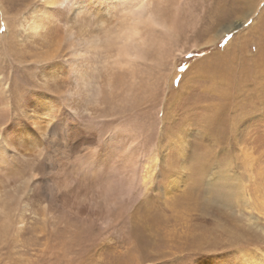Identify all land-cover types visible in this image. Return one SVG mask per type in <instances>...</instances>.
Instances as JSON below:
<instances>
[{
  "label": "rangeland",
  "instance_id": "1",
  "mask_svg": "<svg viewBox=\"0 0 264 264\" xmlns=\"http://www.w3.org/2000/svg\"><path fill=\"white\" fill-rule=\"evenodd\" d=\"M126 2L68 0L27 39L20 24L33 9H43L41 1L0 0V79L9 87L7 97L0 96V248L9 245L0 250V264H242L244 253L263 261L264 0H156L170 33L145 62L123 68L89 51L74 69L66 36L71 8L82 6L83 24ZM49 63L61 67L46 80ZM41 92L55 106L41 148L30 159L3 153L1 132L13 119L25 121L26 99ZM74 137L101 139L95 157L85 144L74 151ZM146 156L149 163L156 159L147 192L139 196L136 188L117 204L105 230L69 220L68 232L58 238L63 244L50 250L31 245V231L49 214L45 206L57 227L66 221L45 198L43 176L52 181L69 174L72 186L82 184L94 196L109 176L120 185L134 172L139 177ZM28 177L37 185L23 209L20 199H12L8 179ZM171 179L178 180L176 187ZM18 211L23 228L13 244ZM74 232L86 235L82 246L71 242ZM145 236L160 245H145ZM127 238L142 246L131 249Z\"/></svg>",
  "mask_w": 264,
  "mask_h": 264
},
{
  "label": "bare ground",
  "instance_id": "2",
  "mask_svg": "<svg viewBox=\"0 0 264 264\" xmlns=\"http://www.w3.org/2000/svg\"><path fill=\"white\" fill-rule=\"evenodd\" d=\"M41 1L43 5V9L39 10L37 8L33 9L30 13V17L28 16V20L26 17L27 21L24 23H21V28L24 30L25 37L27 39H32L36 37L40 33L41 30L44 29L45 27V21L44 18L49 16L50 10L52 8H55L57 6H62V5H67L68 0H39ZM69 4V3H68ZM37 9V11H36ZM264 9H262L263 11ZM82 11V6H76L71 8L69 17H68V26H67V32L66 36L69 39L70 35L72 34V29L76 26L82 25L79 23L78 19ZM47 19V18H46ZM264 30V14L261 16V26ZM19 32V30H18ZM17 33V32H16ZM263 34V35H262ZM65 36V35H64ZM261 36L264 40V31L261 32ZM16 37V36H15ZM17 39V38H16ZM26 41V40H24ZM61 41V40H60ZM59 41V42H60ZM70 43V42H69ZM19 44V43H18ZM71 44V43H70ZM22 45V44H21ZM57 46V45H56ZM55 47V46H54ZM70 54H71V61L73 63L74 69H77L78 62L81 60V58H86V54L89 52L87 48H84V50H81L80 45L71 44L70 47ZM55 49L49 51L46 55L47 58H51L54 56ZM50 60V59H48ZM65 63H68V60L64 61ZM49 66V71L47 73H44L43 76L45 79H50L54 77V75L57 74L58 69L61 67L59 63L56 64H48ZM80 65V64H79ZM79 70V69H77ZM81 78V75H79ZM45 80V81H46ZM5 81V80H4ZM2 79H0V96H6L9 94V87L8 83L6 84ZM78 81V80H77ZM81 82V81H80ZM78 82V83H80ZM86 84V83H85ZM84 86V85H83ZM87 87V86H86ZM3 99V98H2ZM26 111H25V118L26 120H20V119H11L12 121L6 126L3 130L2 137H1V142H2V147L3 148V153L10 155V154H15L23 158H29L36 151H38L41 146H42V139L46 135V127L48 123L50 122V110L54 108L55 106L52 107V103L50 98L45 94V93H39L38 95H35L34 97H29L26 99ZM97 108V107H96ZM101 109V108H100ZM25 110V109H24ZM97 110V109H96ZM92 114V113H91ZM94 114V113H93ZM68 115V114H67ZM70 118V114H69ZM71 119V118H70ZM76 119V118H75ZM69 120V119H68ZM96 120V119H95ZM94 120V121H95ZM65 122V121H64ZM71 125V124H70ZM49 126V125H48ZM76 126V125H75ZM115 127V126H114ZM118 127V126H117ZM49 128V127H48ZM83 128V127H82ZM84 129V128H83ZM112 130V129H111ZM121 130V129H120ZM83 131V130H82ZM97 131V130H96ZM105 131V130H104ZM117 131V130H116ZM79 132V131H78ZM49 133V132H48ZM65 134V133H64ZM78 134V133H77ZM76 134V135H77ZM121 134V133H120ZM48 135V134H47ZM108 135L112 136V133L110 132ZM96 136V135H95ZM78 137V136H77ZM86 137V136H85ZM89 137V136H88ZM105 138V137H104ZM101 140V139H100ZM100 140L98 137H90L87 140L83 139H76L75 137L72 139L74 143V151L77 149L79 145L84 146L83 144L86 145V148H90L92 151V155L95 157V154L99 151V148L101 146ZM104 140V139H103ZM102 140V141H103ZM71 141V140H70ZM107 142V141H106ZM109 142V140H108ZM114 142V141H113ZM110 143V142H109ZM104 144V143H103ZM117 145V143H115ZM137 144V143H136ZM1 146V145H0ZM67 146V145H66ZM81 146V148H82ZM103 146V145H102ZM113 146V144H112ZM133 147V146H131ZM135 147V146H134ZM137 147V146H136ZM135 147V148H136ZM130 148V147H129ZM129 148H127L128 153L127 154H132L129 151ZM139 148V147H138ZM142 149V148H141ZM87 150V149H86ZM132 150V149H131ZM150 150V149H149ZM82 151V150H81ZM135 152V151H133ZM154 152V151H153ZM91 154V153H90ZM99 154V153H98ZM110 154V153H109ZM138 154V153H137ZM140 154V153H139ZM152 154V153H151ZM81 155V154H80ZM146 155V154H144ZM77 156V155H75ZM84 156V155H83ZM143 156V155H142ZM87 157V155H86ZM33 158V157H32ZM93 158V157H92ZM100 158V156H99ZM98 158V159H99ZM105 158V157H104ZM107 158V157H106ZM131 158V157H130ZM140 158V157H139ZM30 159V158H29ZM84 158H82L83 160ZM121 159V158H120ZM123 159V158H122ZM143 159V158H142ZM108 160V159H106ZM118 160V159H117ZM129 160V159H128ZM0 161L4 162L5 157L0 156ZM96 161V160H95ZM145 161L143 168H142V174L138 177L136 173H132V176L130 180L125 184V185H120L118 182L115 181V179L112 177H108L102 186H100V192L94 196H90L87 194L85 189L80 188L82 184H80L78 187L72 186L71 182L68 181L66 178L61 177L60 179L56 180H50L48 176H43L42 177V183L45 185V198L48 199V201L55 202L64 212V216L66 218V221L63 223L64 227L59 228L57 225H55V219L54 216L52 215V211H49L48 206L44 207V210H48L49 214L48 216H43L41 224L37 227H35L31 232L33 233V237L31 238V245H40L44 246V248L50 250L51 247H55L59 245L58 243H62L63 241H60V238L62 234H65L68 232V225L66 222L69 220H77L80 224L85 225L88 223H91L95 225H100L105 226L110 225L113 222V219H111V210L114 209L117 204L125 201L126 199H129V196L131 192L134 189H138L139 196H144L145 193L148 190V185L151 183L152 180V175H153V169H154V164L156 159L153 158L151 163L149 156L145 157ZM86 162V161H84ZM88 162V160H87ZM94 162V161H93ZM107 162V161H106ZM104 163V162H103ZM116 163V162H114ZM121 163V161H120ZM139 161L137 162V164ZM2 164V163H1ZM43 164V163H41ZM81 165V164H80ZM87 165V164H86ZM91 165V164H90ZM134 165V164H133ZM42 166V165H40ZM69 165H67L68 167ZM73 166V165H72ZM84 166V164H83ZM93 166V165H92ZM117 166V164H116ZM128 166V165H127ZM132 166V165H131ZM142 166V165H141ZM33 167V166H32ZM37 166L35 165V168ZM66 167V169H67ZM119 167V166H118ZM130 167V166H129ZM156 167V166H155ZM34 168V169H35ZM71 167H68L70 169ZM74 168V167H73ZM107 168V167H106ZM33 169V168H32ZM33 169V171H34ZM61 169V168H60ZM65 169V167H64ZM67 169V170H68ZM85 169V168H84ZM90 169V168H88ZM105 169V167H104ZM108 169V168H107ZM106 169V170H107ZM111 169V168H110ZM30 170V169H29ZM37 170V169H36ZM73 170V169H72ZM91 170V169H90ZM100 170V169H99ZM102 170V169H101ZM119 170V168H118ZM117 170V171H118ZM127 170V169H126ZM140 170V169H139ZM64 171V170H62ZM79 171V170H78ZM88 171V170H87ZM105 171V170H104ZM113 171V170H112ZM124 171V169H123ZM122 171V172H123ZM4 172V171H3ZM3 172H1L3 174ZM9 172V171H8ZM32 172V171H31ZM61 172V171H60ZM66 172V170H65ZM73 172V171H72ZM70 172V173H72ZM77 172V171H76ZM106 172V171H105ZM109 172V171H108ZM128 172V171H127ZM138 172V171H137ZM67 173V172H66ZM90 173V172H89ZM98 173V172H97ZM118 173V172H116ZM125 173V172H124ZM63 174V172H62ZM75 173H73L74 175ZM92 174V173H90ZM114 174V173H113ZM138 174V173H137ZM4 175V174H3ZM72 175V174H71ZM6 175H4L5 177ZM58 176V175H57ZM77 176V175H76ZM129 176V175H128ZM71 177V176H70ZM97 177V176H96ZM99 177V176H98ZM6 178V177H5ZM69 178V177H68ZM73 178V177H72ZM71 178V179H72ZM78 178V177H77ZM83 178V176H82ZM90 178V177H89ZM102 178V177H101ZM104 178V177H103ZM38 179V177H37ZM54 179V178H53ZM70 179V178H69ZM80 179V177H79ZM92 180V178H90ZM94 179V177H93ZM99 179V178H98ZM76 180V179H75ZM74 180V181H75ZM9 185H10V192H12L11 196L12 199H20V201L23 203V209L26 207V200L29 197H34V187L37 185V180L34 178H25L23 180H19L17 183L16 181H13L11 178L8 179ZM98 181V180H97ZM102 181V182H103ZM82 182V180H81ZM93 182V181H92ZM95 182V181H94ZM41 183V182H40ZM177 179H171V186H175L178 184ZM75 184V182H74ZM78 184V183H77ZM85 184V183H84ZM91 184V183H89ZM100 184V182H99ZM1 185V184H0ZM40 185V184H39ZM86 185V184H85ZM93 185V184H91ZM95 185V184H94ZM5 186V185H4ZM44 187L43 185L40 186ZM84 187V186H83ZM176 187V186H175ZM152 188V187H151ZM87 190V189H86ZM3 192L0 189V193ZM151 192V191H149ZM38 193V192H37ZM95 193V192H94ZM149 194V193H147ZM2 194H0L1 196ZM41 196V195H40ZM44 196V195H43ZM133 199V198H132ZM178 199V198H177ZM130 200V199H129ZM139 200V198H138ZM212 200V199H211ZM215 200V199H214ZM128 201V200H127ZM19 202V201H18ZM51 202V203H52ZM141 203V201H139ZM209 202V201H208ZM136 204V203H135ZM211 204V203H210ZM121 206V205H120ZM137 208V207H136ZM61 211V210H60ZM60 218V217H59ZM128 218V217H127ZM149 218V217H147ZM15 219V236L13 237V240L10 243L15 244L16 242L20 241L21 239L16 238V236L19 235L20 231L22 230V225H23V213L18 211V215L16 216ZM119 219V218H118ZM122 219V218H121ZM129 219V218H128ZM132 220V219H131ZM150 220V219H149ZM153 220L159 221L156 218H153ZM58 221V220H57ZM142 222V221H141ZM146 222V221H145ZM154 222V221H153ZM62 223V222H61ZM60 223V224H61ZM79 223H77L79 225ZM124 223V222H123ZM134 223V221H133ZM148 223V222H147ZM59 224V225H60ZM125 224V223H124ZM149 224V223H148ZM113 225V224H112ZM121 225V224H120ZM137 225V224H135ZM56 226V227H55ZM89 226V225H88ZM87 226V227H88ZM127 226V225H126ZM145 226V225H144ZM152 226V224H151ZM150 226V227H151ZM84 227V226H82ZM90 227V226H89ZM155 227V226H153ZM117 228V227H116ZM125 228V227H124ZM13 229V228H12ZM67 229V231H66ZM84 229V228H83ZM97 229V228H96ZM150 229V228H149ZM122 230V229H121ZM108 231V230H107ZM131 231V230H130ZM145 231V230H144ZM14 234V231H12ZM85 232V230H84ZM89 232V231H87ZM138 232V231H137ZM86 233V232H85ZM133 233V232H132ZM96 234V233H95ZM98 234V232H97ZM146 234V233H145ZM12 235V234H11ZM90 235V234H89ZM93 235V234H92ZM91 235V236H92ZM59 236V237H58ZM65 236V235H63ZM97 236V235H96ZM95 236V237H96ZM130 236V234H129ZM136 236V235H135ZM139 236V234H138ZM151 236V235H150ZM68 237V236H67ZM94 237V236H92ZM119 237V236H118ZM146 237V236H145ZM6 238V237H5ZM22 238V237H21ZM72 241L69 239V241L73 242L74 244H82L85 242V239H87L86 235H81L76 232L72 234ZM91 238V237H90ZM97 238V237H96ZM120 238V237H119ZM137 238V237H136ZM8 239V237H7ZM6 239V240H7ZM65 239H67L65 237ZM144 239V238H143ZM92 240V239H91ZM124 243L126 242L125 239H123ZM65 241V240H64ZM67 242V241H66ZM92 242V241H91ZM95 242V241H94ZM144 242V241H143ZM146 243L145 245H153V241L149 239V237H146L145 240ZM155 242V241H154ZM4 243V242H3ZM25 243V242H24ZM68 243V242H67ZM88 243V242H87ZM101 243V242H100ZM130 243L131 249H135L138 246H142L141 242L135 240H129L127 238V242ZM63 244V243H62ZM4 245V244H3ZM0 248V250H6L9 245H5ZM69 245V244H68ZM160 244H155L153 246H158ZM75 246V245H74ZM82 246V245H81ZM12 247V246H11ZM61 247V246H60ZM76 247V246H75ZM149 247V246H148ZM146 247V248H148ZM82 248V247H81ZM84 248V247H83ZM107 248V247H104ZM140 248V247H139ZM154 248V247H152ZM65 249V248H64ZM85 249V248H84ZM102 249V248H101ZM142 249V248H141ZM145 249V248H144ZM10 250V249H9ZM75 250V249H74ZM103 250V249H102ZM138 250V249H137ZM146 250V249H145ZM7 251V250H6ZM12 251V250H11ZM65 251V250H64ZM67 251V250H66ZM71 250H69L70 252ZM77 251V250H76ZM62 252V251H61ZM66 253V252H65ZM62 254V253H61ZM69 254V253H68ZM37 255V254H36ZM67 255V253L65 254ZM68 256V255H67ZM243 260L242 264H264V260H256L253 258V256L249 253H244L243 254Z\"/></svg>",
  "mask_w": 264,
  "mask_h": 264
},
{
  "label": "clouds",
  "instance_id": "3",
  "mask_svg": "<svg viewBox=\"0 0 264 264\" xmlns=\"http://www.w3.org/2000/svg\"><path fill=\"white\" fill-rule=\"evenodd\" d=\"M169 33V22L156 0H127L104 19H84L82 25L72 29L69 42L118 67L131 68L145 62L158 39Z\"/></svg>",
  "mask_w": 264,
  "mask_h": 264
}]
</instances>
